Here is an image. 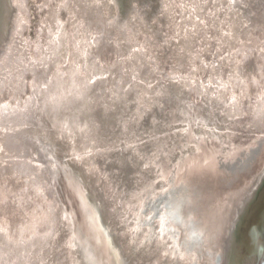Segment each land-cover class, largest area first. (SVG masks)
Returning a JSON list of instances; mask_svg holds the SVG:
<instances>
[{
	"label": "bare ground",
	"instance_id": "bare-ground-1",
	"mask_svg": "<svg viewBox=\"0 0 264 264\" xmlns=\"http://www.w3.org/2000/svg\"><path fill=\"white\" fill-rule=\"evenodd\" d=\"M2 1L0 0V92L4 91L6 86L14 88L15 84L19 85L20 80L16 79L20 75L21 78L22 76L24 78L27 74L26 69L29 62L34 63L38 59L48 66L47 85L50 79L48 77L49 73L58 74L62 63L67 65L71 61L72 74L79 75L81 80H79L80 84L77 82V86L79 85L81 89L80 91L75 90V95L77 96L79 92L80 95L86 94V96L80 100L83 104L79 113H74L76 109H70L77 97H74V99L70 96V99L63 97V100L69 103L66 104L65 109L61 110L60 115L54 118L46 115V112L44 113V110L40 109L39 103L42 100L43 102L46 101L45 98L36 100L34 98L32 100L26 97L24 99L15 96L13 93H9L7 99L2 98L3 101L0 103L3 106V112L0 111V179L7 181L10 185L4 192L5 195L1 194L2 197L0 198V264H99V260L93 258L92 253L83 244L80 246V236H75L71 228L70 235L66 231L65 218L69 217L62 214V204L59 202L56 191L52 188L54 183L59 189L61 185L55 173V156L50 153L51 163H49L47 148L49 147V139H52L56 133L58 136L54 141L58 147L62 144L66 153L71 151L73 155L78 156L74 161L75 163L77 161L81 163L84 158L86 161L92 162L91 155L86 152L89 149H84L85 155L83 153L81 155L78 152L79 147L86 141L93 142L95 139L100 141L101 139L111 138L110 135L104 132V124L110 128L111 133L115 134L118 148L121 143H124V148L120 147V151L117 148L108 150L104 146L105 149L101 151L102 154L100 155L104 158L110 157L119 167L127 164L129 166V179L133 181L137 178L143 185L140 191L135 192L133 199L130 200L124 197L126 194L111 188L108 183L105 186L107 188L106 193H109L107 201L110 214L104 217L103 226L105 227H102L111 237V239L107 238L113 244L114 256L118 264H230L227 260V258H230V253L225 247L229 240L232 225L235 221H238L237 217L229 229L228 225L233 219V217L230 219L231 216L240 203V197L231 203H228L230 201L228 198L224 202H222L221 197L217 198V205H220L218 209L217 206L206 202L207 200L201 190L203 187L202 178L191 181V178L188 179L189 177L180 174L179 179L175 180L173 176L176 177L175 173L178 174L179 171L176 172L175 168L172 167L169 174L165 175V168L169 167L170 163H174L175 167H179L176 165L186 161L185 157L189 152H193L197 147L203 145L202 142L207 137L202 138L204 135L200 130L205 121H210L212 108L216 107L213 102L215 98H218L217 91L225 88L224 86L232 88L228 78L237 75L235 68L231 69L230 63V61H233L234 64L237 63L239 57L235 58L234 54L242 48L240 58L249 59L250 56H254L255 58L262 57L264 59V0H251L250 2L242 0V3L237 2V0H180L181 3L178 2V5L183 10L189 9L193 21L189 27L190 36L197 38L199 34L206 30V34L202 35L201 39H193L195 42L194 49L190 54L191 59L187 63H184L187 60L184 58L185 53H183V47H181L185 37L182 36L181 39L178 38L177 41H172L169 38L171 32H160L164 30L163 24L161 28V21L158 20L159 18L162 19V11L160 14L158 11L157 19L148 23V32L141 27V24L147 19L144 14L152 13L154 6L160 5V0H80L81 2L75 6V9H73L72 4L70 5L71 2L75 5L74 0H58L56 4L49 6L48 11L42 16L38 25L40 30L38 26L36 28L35 39L21 38L25 20L24 0H10L11 6L8 5V1L7 3L5 1V4H2ZM240 6H245L244 11L246 14H250L253 24L256 21V24L251 26L252 29L250 27H247L246 30L243 29L247 34L251 32L253 38L252 44L245 46L235 44L232 41L235 33L238 32L235 29V12L240 11ZM76 7L83 12L86 23L88 22L86 27L89 28L90 39L100 40L99 52L106 49L109 57L118 60L119 64L117 63V66L111 71L109 70L111 66L104 63L107 61L100 64L98 72L93 69L88 59L85 62L88 66H85L86 69L83 72L74 67V61L81 62L80 59L84 58L77 51L79 36L76 35L77 21L74 15L75 10H78ZM61 8H66L64 21H58L56 18L57 12ZM135 10L136 15H131ZM183 10L179 9L180 15ZM106 13L107 16H105ZM125 13H127L126 16H124ZM243 16H245L244 13ZM67 20L70 23L69 27L66 25ZM220 21L222 22L220 23ZM180 22L181 16L177 22L178 26ZM182 24L186 26V20H183ZM216 24L221 28V32L218 31ZM48 26L51 27L52 33L47 38ZM242 33L244 34V32ZM80 34L84 40L86 36L82 29H80ZM122 34L126 35L124 41ZM221 38L223 43H221ZM126 41H129L128 43L132 47L128 52L126 50L123 52ZM141 42L142 46L139 45ZM217 45L220 46L216 48ZM65 48L68 49L69 55L66 59L60 60L59 55L63 56L62 50L65 51ZM216 49L230 64L225 68L227 69L225 72L220 71L218 69L220 64L217 65L218 61L215 62L216 54L213 55L212 51L214 52ZM203 50L208 51L209 54H204ZM196 53H198L197 59L202 61L203 68L208 71L207 74L204 69L205 72L203 71L202 74L206 73V75L204 74L201 77L202 79L194 72L193 61ZM165 56L171 59L168 60L170 66L175 68L179 66V70H182L178 75H171L173 80L167 78L164 81L160 76V65L164 62ZM254 57H251V59ZM148 58L150 66L146 62ZM210 63L212 68L209 71L207 67ZM119 65L124 67L120 71L121 75L117 79H115V75L112 78L111 75L114 74L115 70L117 71ZM105 70L111 74L106 75L107 73H103ZM258 70L261 71V65ZM211 71L214 75H211ZM98 73L106 75V96L100 94L101 81L99 78L103 76L99 77ZM93 74L96 77H93ZM217 74H220V76ZM212 76L217 78L218 83L215 86H213L214 84L209 86V92L214 89L209 93L205 89L204 81H206V77L210 80ZM88 77L90 83H97L91 89L86 83ZM26 78L23 79V85L26 84ZM127 80L131 83L125 86ZM119 81H123V83L115 92L114 85ZM194 83L196 88L200 90L197 101L194 103L196 107L193 108L194 112L192 113L195 114V122L192 120V106L187 101L186 105L189 108L185 110L184 97V94L187 95L189 92L188 85L192 84L193 86ZM40 86L43 92L46 91L42 85ZM259 86L256 89L259 90L260 95L243 101L244 109L241 100L233 92L226 99V106L239 103L238 109L242 112L237 116L240 117L239 120L242 124V128L239 129L241 135L251 136L247 135V130L253 133L256 130H264L262 127L264 126V107L262 108L264 93ZM87 90L88 92H86ZM89 90L95 93L89 94ZM41 92L39 96H45L41 95ZM44 94H46L45 97L51 98L47 92ZM107 94L109 95L107 96ZM174 97L176 105L172 107L171 102ZM23 102H25L24 106H28L22 108ZM33 103L36 104L32 106ZM250 105H252L251 108L248 107ZM221 106L220 104L219 108ZM98 108L104 112V117H108L105 119L102 129H100L95 118H92L93 124L88 123L87 130L74 129L77 123L82 121L81 115L84 110L96 112ZM198 111L201 113L200 118ZM222 111L225 113L228 110L224 107ZM117 113L122 116V123L113 128V126L108 125V120L111 115ZM213 113L218 116L215 110ZM174 114L178 117L177 119L173 118ZM184 114L187 115L185 122L183 120ZM146 115H150V117ZM214 121L223 122L221 120ZM91 125L94 126L93 129ZM125 125L127 128H125ZM47 126H50V128H47ZM144 126L146 127L145 134L143 132ZM204 126H206L207 131L210 129L215 131V127ZM71 127L73 128L71 129ZM127 130H130V136L126 135ZM233 130L234 133H238L237 129L231 131ZM217 136L221 139V135ZM12 138L19 144L20 149L23 145L29 150L27 152L29 156L33 155L37 158L38 172H25L27 170L26 165L32 166L28 163V159H22V164L16 165L19 160L12 153L15 149L11 147L8 149L5 144ZM45 138L48 139L45 140ZM223 139L225 138H222L221 141ZM232 141L234 140L232 139ZM257 141V146L251 147V150L241 149L246 145V141L234 144L231 146L232 148L229 146L226 148L225 145L221 146L219 148L222 151L221 154H226V158L221 161V165L230 167L235 165L239 159H241V162L248 163L250 155H253L250 152H255V149H259L260 152L263 150L262 147L264 146H260V141ZM94 143L95 148H98L95 141ZM190 143L192 148L189 147ZM59 149L61 148L59 147ZM209 149L207 144L199 150L203 151L202 157L207 158V161L209 157L210 160L213 159ZM116 152H118L117 155ZM188 156L191 155L188 154ZM122 162L123 165H121ZM67 166L73 169L72 165ZM103 166L106 168V165H102V168ZM88 169L91 172L97 171L98 179L103 176L98 168L95 169L90 163ZM189 169L195 171L193 174L203 175L202 170L197 165L190 166ZM7 171L9 172L3 175ZM151 173L154 174V177H157L154 185L150 183L151 178H153ZM42 174H46L49 179H52H50V183L53 182L50 189L52 202L48 198L49 203L44 208L43 206L41 208L37 207L40 212L38 216L35 214L38 212H35L38 202L36 198H32L33 194L31 195V193L42 187L41 183H44V179L40 176ZM12 176L18 177V179L11 178ZM77 180L80 181V177H77L73 182V187H78ZM21 181L30 186L25 194ZM83 188L85 191L92 193L96 199L88 197L92 202V214L98 216L99 208L101 207L102 210L100 198L95 195L94 190H88L85 186ZM85 197V195H81V201L87 203L88 200ZM66 202L69 204L68 201ZM239 207L241 208V204ZM3 209H6V212L9 211V217L4 218L1 216ZM10 212H13L12 216ZM93 219L97 218L94 216ZM112 221L115 222L117 229H112ZM95 223L97 224L96 228H100L99 221L95 220ZM130 226L133 227L129 228ZM110 230L114 234V238L117 237V241L113 240ZM117 230H119L121 237H118ZM83 243L90 248V243L86 240ZM233 263L237 264V262Z\"/></svg>",
	"mask_w": 264,
	"mask_h": 264
},
{
	"label": "water",
	"instance_id": "water-1",
	"mask_svg": "<svg viewBox=\"0 0 264 264\" xmlns=\"http://www.w3.org/2000/svg\"><path fill=\"white\" fill-rule=\"evenodd\" d=\"M5 1L6 3L8 1V5L11 6L10 0H3L2 4H5ZM144 4L145 6L147 5L146 1ZM179 9L183 10L180 7V5H178L177 0H160V5L154 6V8L152 9V13L150 12L147 15L144 14V17H147V19L144 23L141 24V27H143L147 31V28H149L148 23L152 22L154 19H157L158 11H159V14L162 11L163 20L160 18L158 20H160L164 26V29H165L164 33L167 31L171 32V36H169V38L173 41H177L178 38L181 39L182 36L185 37L184 41H186L188 38L189 39L191 38L189 27L192 25L193 21H192L189 9L183 10L182 12L183 14L181 13L182 15L179 14L178 12ZM125 10L127 9L125 8ZM184 11L186 14L184 13ZM123 14H124V11H123ZM152 15H154L153 18H152ZM105 16H107V13L105 14ZM180 16H181V22H180V25L178 26L177 22ZM148 19H151V20L148 21ZM174 20H176L175 21L176 23L174 22ZM183 20H186L187 22L186 26L182 24ZM216 27L218 28V31L221 32V28L218 27L217 24H216ZM214 33L215 35H217L216 32ZM242 37L243 36H241V38ZM184 41L181 47H183V49H186V45L184 44L185 43ZM139 45L142 46V42ZM191 52H193V49L191 50ZM97 56H99V52L96 53L94 58H96ZM188 58H187V61L191 59L190 55ZM115 62H114L115 65L109 69L110 71L115 66H117L118 62L116 63ZM114 73H115V77L116 76L119 77L121 75L119 68L117 69V71L115 70ZM94 76L95 74H93V77ZM89 77L87 78V82L89 81ZM112 78H114V75L112 76ZM99 80L101 81V87L105 85V91H106L107 84H105L104 82L105 80H107V78L103 76ZM45 82L46 81H44V83ZM121 83H123V81H119V83H116L114 85V88H113L114 91L118 89V87L120 88ZM128 83H131V82L127 80L125 86H127ZM96 84H94L93 82L89 83L88 84L89 89L93 88ZM75 87L77 88L79 86H75ZM188 87L190 88V85H188ZM224 87L225 88H221L220 91H217L218 98H215L213 102L216 104V107H213L212 109L213 111L215 110L218 116L215 115L213 111H211L212 116L209 118L210 121L204 122V125L215 127V131H213L212 129L207 131L206 126L203 125L202 129L200 130L204 135V137L202 138L207 137L205 140H203L202 142L203 145L200 147H197L195 150H193V152H189L188 154H190L191 156H188L187 154V156L185 157L186 161H182L181 162L182 164L176 165L179 167H175L174 163L173 164L170 163V166L165 168V171H166L165 175H168L169 170L172 167H174L176 172L179 171L178 174L175 173L176 177L175 175L173 176V179L175 180L179 179L180 174L185 175V177H189L188 179L191 178V181L193 180L197 181L199 178H202L203 187L201 186L202 187L201 190L203 192V196H205V199L207 200L206 202H209L213 206H217L216 208L218 209L220 205H217V202H216L217 198L221 197L223 199L222 202H224L225 199L228 198L230 199L228 203H231L234 200H236L238 197H240L239 199L240 203L238 207L236 208V211L234 212V214L231 216L230 219H232V217L233 219L228 225V229H229L230 226L233 224L235 218L237 217L238 221L237 222L235 221L236 223L234 222V224L232 225L230 235H229V240L225 247L226 250H228L230 253V256H229L230 258L229 259L227 257L226 258L230 264H234L233 262H237V264L239 263L241 264H256V263L264 264V152H263L264 147H262L263 150L261 152L259 151V149H255V152H250L253 155H250L248 163L241 162V159L239 160L237 159L238 160L237 163L230 167L221 165L222 164L221 161L225 160L226 154H221L222 151L219 149L221 146H224V145L226 146V148H228V146L232 148L231 146H233L234 144L235 145L239 144V142L241 141H246V145L243 148H241L245 150H251V147H256L258 143L257 140L260 141L259 142L260 146H264V130H260V131L256 130L254 131V133L247 130V135H251V136H246L247 140L246 139H242L241 141L239 140L240 138V134H238L239 132L234 133V130L233 131L231 130L232 129L239 130L238 128L240 127L241 122L239 120L240 117L237 116V114H239L242 111L238 109L239 103L238 104L233 103V106H226V104L223 105L221 98H220V92L226 91L229 89V87L228 88H226V86ZM196 90L198 92V88H196ZM196 90L193 92L195 94V97H197L199 94L196 92ZM212 91H214V89ZM60 94H63V93L61 92ZM108 95L109 94H107V96ZM85 96L86 94L84 95V97ZM184 97H185V110L186 108H189V106L186 105V101H187V103L191 104L192 106L191 108V114H192L194 112L193 108L196 107L194 106L195 101H191L188 94L187 95L184 94ZM78 98L80 97L78 96ZM78 98L75 100H78ZM43 103L44 102L42 100L41 107H43ZM220 104L222 105L220 107L221 109L219 108ZM175 105H176V99L174 97L173 101L171 102V106L174 107ZM224 107H226L228 110V111H225V113H223L222 111V108ZM242 108L243 109L245 108L244 102L242 103ZM198 113H199V118H200L201 113L199 111ZM150 115L148 116L146 115V116L150 117ZM184 115L185 116H183V120L185 122L187 119V115L186 114ZM194 115L195 114H192L193 122H195ZM92 118L97 119L96 121H98V125L100 129H102L104 121L108 117H104V112L99 108L96 109V112H94L93 110L91 112H87L86 110H84L81 115L82 121L80 123H77V126H75L74 129L77 128L80 131L85 130V129L87 130L88 123L93 124ZM173 118L177 119L178 117L174 114ZM214 120H221L223 122L220 123ZM47 122H49V120H47ZM121 123H122V116L119 113H117L116 115H111L109 117V120H108L109 126L111 127L113 126L114 128L116 126L121 125ZM229 126L231 128H228ZM93 127L94 126L91 125L92 129ZM262 127L264 129V126ZM47 128H50V126H47ZM72 128L73 127H71V129ZM125 128H127L126 125H125ZM188 129H189V126H188ZM145 130H146V127L144 126L143 127L144 134H145ZM129 131L130 130H127L128 132L126 134L127 136H130ZM104 132L107 135H110L111 138H108L106 140L101 139L100 141L98 139H95L94 141L96 142V147L98 148H95L94 141L93 142L86 141V142H83V144L80 143L81 146L79 147L78 152H80L81 155L82 153L85 155L84 149L85 150L89 149L86 152H88V154L91 155L90 159H92V162H88L84 158L81 163H78V161L77 163H75L74 161L76 160V158H78V156L76 154L73 155L71 151L69 153H66V150L63 149L64 146L62 144L59 145V147L61 148L59 149L58 145L54 141L58 136V134L56 133L52 139H49V147L47 148V153L49 156L48 157L49 163H51L50 153L55 156L54 157L55 165H56L55 173L58 176L57 178L59 180L61 187L59 189L54 183V187L52 188H54V190L56 191L58 198H59V202L62 204V212H63L62 214H66V216L69 217V218H65L66 224H67L66 231L70 235L71 234L70 228H71L72 233H74L75 236H80V246H82L83 244V246L86 249H88L90 253H92L91 256L99 260V264H118L114 256L113 244L110 243L111 237L109 236L108 232L103 228L105 227L103 226L105 222L104 217L106 215L109 216L110 214L109 213L110 212L109 203L107 201L108 199L107 195L109 193H106L107 188L105 186L108 183L111 186V188H115L120 193L126 194L124 197L130 200V199H133L132 198L134 197L133 194L137 191H140L143 185L137 178L134 179L133 181L129 179V176H128L129 166L127 164H124V166L119 167L115 164V162L112 161L110 157L104 158L102 155H100L102 154L101 151L105 149L104 146H106V149L108 150L111 148H114V149L117 148L120 151V147L124 148V143H121L119 145L120 147L118 148V144L115 140V134L111 133L110 128L106 127L105 124H104ZM59 133L61 132L59 131ZM217 135H221V139H219ZM222 138H225V139L221 141ZM47 139L48 138H45V140ZM232 139L234 141H232ZM98 141L100 144L98 143ZM5 144L8 146V149L9 147L15 149L12 151V153L14 156H17V160H19V162L16 163V165L22 164V158L26 160L28 159V163L31 164L33 167L30 165H26L25 167L27 168V170L25 172H28V171L29 173L33 171L38 172V169H37L38 160L33 155H30V156L28 155L27 152H29V150L26 147L21 145L22 149H20L19 144L16 143L13 138L8 140ZM45 144L47 146L46 141H45ZM207 144H208V147L210 148L209 150L211 151L210 153L213 158L212 160H210L209 159L210 157H209L208 161H207V158L205 159L202 157L203 151L202 150L199 151L201 147ZM189 147L192 148L191 143ZM176 149H177V146H176ZM117 153L118 152H116V155ZM89 163L92 166H94L95 169L97 167L99 172L103 174L101 179L97 178L98 177L97 171L91 172L88 169ZM67 165H72L73 169L69 168ZM102 165H106V168L105 166H103L102 168ZM121 165H123V162L121 163ZM189 165L191 167H194L195 165H197L199 169L202 170L203 175L197 174V173L193 174L195 171L190 170ZM206 166L207 168H205ZM151 175L153 178H151L150 183L151 185H154V183H156L155 180L157 179V177H154L153 173H151ZM40 176L42 177V179H44V183H41L42 187L31 193V195L33 194L32 198H36L38 202V204H36L37 206L34 205L36 206L35 212L36 211L39 212L37 207L41 208L43 206L44 208V206L49 203L48 198L49 200H51L50 202H52V195L50 193V189H51V183L53 182L51 181L50 183L51 178L49 179V177L46 174H42ZM77 177H80V181L77 180L78 187L76 188L75 186L73 187V182H75ZM40 182H43V181H40ZM21 185H23L22 188L24 189L23 192L25 194L28 187L30 188V186L24 184V181H21ZM83 186H85L86 189L88 190L89 189L94 190L95 195H97L100 198V202L102 203V210L100 207L98 216H96L93 213L95 218H97L95 220H98L100 223V228H96L97 224L95 223V220L93 219L94 217L92 214L93 208H91L92 202L88 198V197L94 198V196L92 193L88 192L87 190L85 191ZM109 192H110V189H109ZM1 194H4L3 187H0V198L2 197ZM81 195L86 196L85 198L88 200L87 203L81 201ZM94 200L96 199L94 198ZM66 201H68L69 204H67ZM240 204H241V208L239 207ZM38 212H36L35 214L39 216L40 212L39 213ZM100 215H101V218H100ZM63 224H64V221H63ZM131 227L133 226H130L129 228ZM114 228L117 229L118 227L116 226L115 222L112 221V229ZM117 231L119 234L118 237H121L119 230ZM110 234L112 235L113 240L117 241L116 240L117 237L116 239L114 238L115 236L112 233V231L110 232ZM240 234L242 235L241 237H240ZM107 237H109L110 239ZM84 240L90 243V248L87 247L85 243H83ZM124 246L126 247V245ZM250 249H252L253 252H251L252 250ZM256 258L258 259L257 261H256Z\"/></svg>",
	"mask_w": 264,
	"mask_h": 264
},
{
	"label": "rangeland",
	"instance_id": "rangeland-1",
	"mask_svg": "<svg viewBox=\"0 0 264 264\" xmlns=\"http://www.w3.org/2000/svg\"><path fill=\"white\" fill-rule=\"evenodd\" d=\"M56 1H58V0H24L25 20H24L23 29L21 31V38L25 37V38L35 39L36 28L40 24L42 16L48 11L49 6L56 4ZM177 1L180 2V0H177ZM71 4L73 5V9H75L74 3L71 2L70 5ZM57 13H58L56 16L57 20L58 21L59 20L64 21L65 20L64 17L66 15V8H61ZM74 13H75L74 15H75L76 21H77V23H76V26H77L76 35L79 36L77 51L80 52V54H82L84 57L83 59H80L81 62L80 61L79 62L74 61V63H75L74 67L77 70H79L80 72L81 71L83 72L86 69L85 66H88L85 63L86 59H88V61L92 64L93 69L96 70L97 72L99 71L100 64L103 63V61H107L104 63H107L108 66L113 67L115 65L114 62L115 61L117 62L118 60H116V59L114 60L113 58L109 57V55H107L106 49L99 52L100 51L99 50L100 40L98 41L95 39L94 40L90 39V36H89L90 31H89V28L86 27V24H88V22L86 23V18L84 16L83 12L81 10H75ZM135 13H136V10L131 15H136ZM184 13H185V11H184ZM126 15H127V13H125V16ZM153 16L154 15H152V18H153ZM150 20L151 19H148V21H150ZM162 20H163V17H162ZM66 25H67V27H69V25H70L69 20H67ZM50 28L51 27L48 26L47 34H46L47 38L50 37V35L52 33ZM161 28H162V23H161ZM38 29L40 30V26H38ZM80 29L83 30V32L86 36V37H84V40H83V36H81V34H80ZM101 29L102 28L100 26V31H101ZM164 30H161L160 32H162V31L164 32ZM205 34H206V30H204V32L199 34L197 36V38L201 39L202 35H205ZM122 37H123V41H124V39L126 40V35H123ZM197 38L191 37L190 39L188 38L186 41H184L185 42L184 44L186 45V49H183L182 51H183V53H185L184 58L186 60L189 57L191 50L194 49V45H195L194 40ZM128 42L126 41V43L124 44L123 52H124V50H126L127 52H128V50H131L132 46ZM221 43H223L222 38H221ZM198 44H199V42H198ZM216 44H218V43H216ZM200 46H202V45H200ZM219 46L220 45H217L216 48H218ZM202 48H203V46H202ZM236 49H238V48H236ZM63 50H64V46H63ZM63 50H62L63 56L59 55L60 60L63 58L66 59L69 55L68 49L65 48V51H63ZM241 50H242V48L238 51V53L234 54L235 58L237 56L239 57L237 60V63L234 64L233 61L232 62L230 61V58L228 59L231 63V69L235 68L234 70H235L237 75H236V77L233 76L231 78H228L232 88H229L226 91L220 92V98H221V101L223 104H226V99L229 97L231 92H233L235 94V96L241 100L242 103H243V101H246L247 99L249 100L251 98H255V97H258L260 95L259 90L256 89V87H258L259 85H260L259 88H261V90H263V93H264V59L262 57L261 58L260 57L255 58L254 56H253L254 58H252V59L251 58L247 59V58H243V57L240 58L242 56L240 54ZM93 51H94V54H93ZM98 52H99V56L94 58L96 53H98ZM207 52L208 51L205 52L203 50V53L204 54L206 53L208 55L209 53H207ZM212 54L213 55L216 54L215 55V60H216L215 62L218 61L217 62L218 64L217 63L216 64L217 65L220 64L218 69L222 72H225V70H227L225 68H227V66L230 65L227 63L226 58L220 54V51L218 49H216L214 52L212 51ZM225 56H226V54H225ZM165 57L166 58L163 59L164 62L161 63V65H160V70H161L160 76L163 78L162 80H164V81L167 78H171V80H173V77L171 75H174V76L178 75L181 73L182 70L181 69L179 70V68H178L179 66L177 68L170 66L168 63V60H171V59L168 58L167 56H165ZM197 57H198V53H196V56H194V61H193L194 66H195L194 72L196 73V75L199 78H201L204 74L205 75H206V73L208 74V71L206 68H203L204 64L202 63V61L198 60ZM108 59H109V61H108ZM146 62L150 66L149 58L146 60ZM187 62L188 61H185L184 63H187ZM260 65H261V71L258 70ZM89 66H91V65H89ZM210 66H211V63L209 64V67H207L209 69V71L212 68V66L211 67ZM213 67H215V65H213ZM118 68L120 69V71L122 68L124 69L123 65L122 66L119 65ZM182 69H185V68H182ZM204 69H205L206 73L202 74ZM48 70H49L48 66L43 61H39L37 59V60H35L34 63L29 62L28 68L26 69V72H27L26 76L24 78L22 76V78H21V75H20V77L16 79V80H20V82H19L20 84L19 85L15 84L14 88H10V87L8 88L6 86L4 88V91L0 92V95H1L0 96V103H2V101H3L2 98L8 97L9 93H13L15 96H20L21 98H24V99L26 97H29L32 100H34V98L36 100L39 97L40 92L42 91L40 88L41 87L40 85H42L44 87L43 89L46 90V85H47L46 84L47 83L46 74L48 73ZM103 73H105V74L107 73L106 75L111 74L107 70H105V72H103ZM211 73H212L211 75H214L213 71H211ZM98 74H99V77L100 76L106 77V75H100V73H98ZM221 74H222V76H224L223 73H221ZM113 75H115V73L112 74L111 76H113ZM218 76H220V74H218ZM25 78H26V84L23 85V79H25ZM115 78L117 79V76ZM206 78H207L206 81H204V83L206 85L205 89L208 90V92H209L210 91L209 86H211L212 84H214L213 86H215V84L218 83V80H216L217 78L216 77L214 78L213 76L210 80L208 79V77H206ZM44 81H46V82L44 83ZM86 83L88 85L90 83V80L88 82L86 81ZM191 86H192V84L190 85L188 96L192 101L193 100L197 101V97H195V94L193 93L196 90V84L194 83V85L192 87ZM246 87H248V88L245 89ZM16 88H17V93H16ZM196 92H197V90H196ZM199 92H200V90L198 89L197 93H199ZM105 93H106L105 85H103L101 87V95L105 96L106 95ZM209 93H211V92H209ZM47 94H49V91L47 92ZM82 97H84V95ZM35 104L36 103H33L32 106H34ZM24 105H25V102L22 103L21 107L23 108V107L28 106V105L27 106H24ZM262 105H263L262 106V108H263L264 103ZM10 106H8V107H10ZM39 106L41 107V101L39 103ZM2 107L3 106H1V104H0V111L1 112H3ZM44 107H45V104L43 103V107H41L40 109L44 110ZM248 107L251 108L252 105H250ZM9 109H11V108H9ZM240 128H242V124L240 125V127L238 129H240ZM237 132H240V131L237 130ZM238 134H240V133H238ZM245 138H247V137L240 134V138H239L240 141L242 139H245ZM239 143H243V142H239ZM8 172L9 171L5 172V174H3V175H6V173H8ZM11 178L18 179V177H15V176H12ZM9 185L10 184L7 181H3L2 179H0V187H3L4 192L8 189ZM10 205L14 206V204H12V203H10ZM8 208H11V207H8ZM8 208H6V209H8ZM6 209H3L1 211V216H3L4 218H6V216L9 217V211L6 212ZM12 213L13 212H10L11 216L13 215Z\"/></svg>",
	"mask_w": 264,
	"mask_h": 264
},
{
	"label": "flooded vegetation",
	"instance_id": "flooded-vegetation-1",
	"mask_svg": "<svg viewBox=\"0 0 264 264\" xmlns=\"http://www.w3.org/2000/svg\"><path fill=\"white\" fill-rule=\"evenodd\" d=\"M243 1H245V2H248L249 1L250 2L251 0H243ZM243 1L242 0H237V2H240V3H242ZM74 2H75V6H76L81 1L80 0H74ZM85 4H86V2H85ZM76 8L79 10L78 7H76ZM244 9H245V6H240V11H236L235 12L236 13V20H235L236 21V25H235V29H237L238 32L235 33L234 38H232V41L235 44H241V45H244L245 46V45L252 44L251 41H252L253 38L251 37V32H249L247 34V33H245V31H243V29L246 30L249 27L252 29L251 26H254L256 24V21L253 24L251 22L250 14H246L245 11H244ZM242 12L245 14V16H243V13ZM237 14H238V16H237ZM47 15H49V14H47ZM221 22L222 21H220V23ZM262 27H263V24H262ZM242 32H244V34ZM241 36H243V37L241 38ZM246 56L249 57L250 55H246ZM251 57H253V56H250V58ZM71 63H72L71 61L67 65H66V63H62L61 69L59 68L58 74H56V75H54L53 72H50L49 73L50 75L48 77L50 79H49V82H48V85H47V90L44 91V92L42 91L41 92L42 93L41 95H45L46 96V94H44V93L50 91L49 94H48V96H50L51 98H48V97H45V96H39L37 98V99H39V98H45V99H47L46 101H44L45 109H44L43 112L44 113L46 112L45 114L48 115V116H51V117L53 116V118L54 117H57L58 115H60L61 110L64 107L67 106L66 105L67 103H69V102H65V100H63L64 98H66V97L69 98V96H70V98H73V99H74V97H77L78 98V96L79 97H82V95H80V93L77 96L75 95V90L76 91H80V89H81L79 85H78L79 87H77V88L75 87V86H77V82H78V84L81 83L80 82L81 80H80L79 75H76L75 76V74H72V72H71V65L72 64ZM89 69L91 70V68H89ZM76 79H78V80H76ZM61 92L63 94H60ZM86 92H88V90ZM90 93H93L94 94L95 92L94 91L93 92L90 91L89 94ZM61 98H62V100H61ZM78 99L79 100H76L72 104V106L70 108V109H76L74 111V113H79V110H80V108H81V106L83 104V102L80 101V100H82V98H78ZM68 105H70V104H68ZM48 112H49V114H48ZM69 113H70V111H69Z\"/></svg>",
	"mask_w": 264,
	"mask_h": 264
}]
</instances>
